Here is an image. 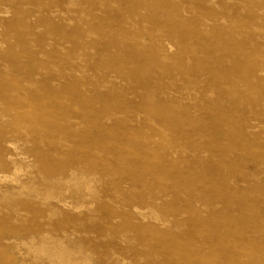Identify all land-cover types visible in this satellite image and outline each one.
<instances>
[{
	"label": "rangeland",
	"instance_id": "374dc122",
	"mask_svg": "<svg viewBox=\"0 0 264 264\" xmlns=\"http://www.w3.org/2000/svg\"><path fill=\"white\" fill-rule=\"evenodd\" d=\"M0 177V264H264V0H0Z\"/></svg>",
	"mask_w": 264,
	"mask_h": 264
},
{
	"label": "bare ground",
	"instance_id": "6f19581e",
	"mask_svg": "<svg viewBox=\"0 0 264 264\" xmlns=\"http://www.w3.org/2000/svg\"><path fill=\"white\" fill-rule=\"evenodd\" d=\"M170 48V47H169ZM8 177H0V181L2 182V179H7ZM4 181V180H3ZM15 182V181H14ZM13 182V183H14ZM16 183V182H15ZM68 206V205H67ZM65 264V263H64Z\"/></svg>",
	"mask_w": 264,
	"mask_h": 264
}]
</instances>
